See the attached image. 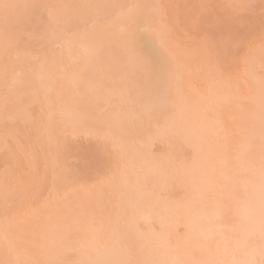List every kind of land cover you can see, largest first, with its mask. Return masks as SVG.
<instances>
[{"label":"rangeland","instance_id":"obj_1","mask_svg":"<svg viewBox=\"0 0 264 264\" xmlns=\"http://www.w3.org/2000/svg\"><path fill=\"white\" fill-rule=\"evenodd\" d=\"M238 1H242V0H238ZM238 1L237 0H88L87 5H93L94 7L85 10L84 15L86 17L87 23L86 24L81 23L80 28H79V31L82 33L84 32V30L86 28L87 35H82L79 39L74 41L70 47H67L66 50H64L63 52H61L59 49L56 50L55 55L57 57H59L58 67L50 56L47 62H41V64H34V65H32V67L26 68L24 66L25 65V58H23V62H22L23 74H24V72L29 74V72H31L32 69L35 70L33 72H37L38 70L41 69L40 70L41 73L37 72V74L39 73L38 74V76H39V75H42L45 73L44 70L50 71L52 68L56 69L58 71V73L63 72L66 74H73L75 72L77 74L78 71L80 70L79 63H85L86 62L85 60H88V58L90 57L89 53L92 50H96L98 52V55H96L94 57H90L89 63L87 61L88 64H86L87 67L85 68L86 70L84 71V77L86 80L83 81V84H85V86L82 85V86H84L86 92L84 91V98L82 100L83 102L81 105L83 107H85L84 105L86 104L87 100H89V105H91V104L93 105V102L95 103L98 101L97 99H100L101 101H98V107L96 106L93 110H90L92 107L90 108L88 103H87V106H88L87 112H89V114L87 113L88 118L84 122V126L77 130V134L75 137H73L72 135H67L66 137L60 138V143H59V146L57 148V151L59 153V164L61 166L65 167L66 169H69V170H80L83 172H91L98 167V165L100 164L101 161L106 160L107 159L106 146L103 143H101L100 141H98L94 136L90 135V133L98 126L99 123H101L99 121L98 122L95 121V117H99L97 119H102V118L104 119L107 116L113 115V114L115 115V117H117L116 119L118 120L119 123H115L114 125L113 124H111V125H113L114 127L119 126V125H124L126 128L133 129V131L127 137H129V138L134 137L135 139L143 138V139H146L147 142H149V144L148 143L147 144L150 147H148V149L146 148L147 150H145L144 149L145 147H143L146 142L144 143V142H142V140L140 142V143H143L142 148H143V150H145V152L141 153L142 155H143V153H145V159H143L142 163L143 164L146 163L147 168L149 167V169L147 171L145 169V171L147 173L146 175H150L151 173L153 174L155 172L159 173V170L156 169L154 166L155 161H164L170 157H179L185 151H187L188 147H189L187 144L184 143L185 141L182 142L183 140L182 141L180 140V137L164 135V134H161L158 131H156L154 127L153 128L148 127V122L151 120V118L153 116H158L159 117V123H160L161 127H164V126H166L169 119L175 117L177 114H179L181 112H183L185 115L190 114L194 111L200 113L204 119L205 126L209 130V138L211 140V144L205 146V151H206V153L210 152L212 155V163H211V166L209 168L212 171L215 170L216 169L215 167H217V166H218V170H219V163H220L219 161L222 158L227 159L229 157L230 158L228 161L229 165L231 166L233 164L232 163L233 148H235V147L237 149L239 148L240 154H241V151H244V152L248 151L247 147H249V146H248L247 142H246L247 143L246 149L242 148V146H240L241 148L239 146H237V144H239V143H236V142L239 141V139L242 138L243 135L245 134L244 129H245L247 121H248V109H249L248 97L256 91L254 88H253L254 91H252V90L248 91V90L252 89L251 86L252 87L258 86L259 85L258 82H260L261 78L264 77V75L262 74L264 72V71L262 72V67H264V50H262L261 40H260V32H261L260 14H259V12H260V10H259L260 0H248V2L256 4L257 8H256L254 14L247 17V19L243 25H240V24L228 25L224 29L225 38H227L228 31L230 30L233 32H239L240 35L247 37L249 43H248V46H246L238 54H236L234 52L233 56L230 57V67L227 71H225L223 73L222 78L219 75H217L215 77L210 76L207 67L197 65L191 61H186L185 53H186V51L189 50V45H190L193 37L189 36L183 28L178 27L180 24V21L183 20L185 15L189 12L188 6H190V5L205 4V5L210 6L209 8L198 10L199 12H203L204 14L209 15V16H212L214 13H223V14L227 15L229 13L225 12V10L221 9L219 6L226 4V3H239ZM41 2L78 5V4H84L86 2V0H41ZM128 4L161 5L162 6L158 10L157 9L141 8V9H133L129 13L132 16H136V13H142L139 15V17L142 15L140 18L142 19L144 16L145 20L141 21L140 18L137 17L139 19V21L141 22V28H142V25L143 26L145 24L148 25V22H150L151 31H153L158 36V38L160 39L161 42H159V39L156 41L159 42L158 44L161 43V45H162V46L159 45L160 46V47H158L159 51L158 50L157 51L159 54H161L160 49L162 48L161 51L165 52V54H163V55L165 57H167V59L169 60V61L167 60L168 62L165 63L164 61H162L160 59V57L158 55L150 54L149 52L147 54V49H146L145 45L142 44L143 40L139 41V39L138 40L136 39L138 42L137 41L133 42V48H134L136 56L146 66L151 68L153 70V73H154L152 78L148 81H138L135 78H133L129 75H126L121 70V67H120L122 52L120 49V43L119 42H120L121 36L124 35V33H125L124 31H126V29L125 30H124V28L122 29L123 30L122 33L123 32L124 33L122 35L119 34L120 35V36L118 35L119 37L116 36L117 31H115V28L113 30H111V29H112V27H114L116 25L117 26L119 25V28L123 27V26H120V22H122V21H123V23L124 22L126 23L127 28L129 27V25H128V22H127V19L125 18V16L122 15L121 10L118 8L110 7V6L111 5H128ZM124 12L127 13L128 10L125 9ZM143 22H145V23L143 24ZM123 25H125V24H123ZM150 25H148V26H150ZM148 26H146V28ZM119 28H118V30H119ZM145 29L143 28L141 30H145ZM148 29H149V27L146 29L147 33L149 32ZM146 30H145V32H146ZM139 31L140 30L137 31L138 34H139ZM145 32L142 31L143 35H145L144 34ZM118 33H120V30L118 31ZM137 33H136V36H137ZM140 35L137 38L140 37L142 39L143 35L142 34H140ZM157 36H154V37L156 38ZM86 40H90L92 43V47L90 46L91 49L89 48L90 52L88 51V49L85 48ZM140 44H142L144 46H140ZM158 44H157V46H158ZM141 48H144V49H141ZM156 49H157V47H156ZM1 53L2 52H0V70H1V68H3L2 67V60H3L2 57L3 56ZM77 54L78 55L80 54V55L78 56ZM257 54H259V55H257ZM75 56L78 57V59H79L78 61L76 60L77 58ZM81 56H82V58H81ZM87 56H89V57L86 59ZM257 56H259L258 60L261 63L258 60H253V58H256ZM174 59L177 60L178 63H180V60L182 61L181 64L177 63V65L181 66V70L179 72V75H181V76L175 74V67L176 66H173L174 71H171L172 61H174ZM257 61H258V63H256ZM175 63H176V61H174L173 64H175ZM256 64L258 66H256L255 69L256 68H258V69L253 70L252 67H254V66H252V65H256ZM49 65H51V66H49ZM82 65H84V64H82ZM16 68L17 67L15 66V73L16 74L14 76V79H15V81L17 80L16 85H15L16 92L10 97L7 110H5V107H4L3 73L0 75V171L3 170L6 155H8L10 152L15 150L16 141L27 142L28 134L32 133L34 136H36L37 131H39L41 129V125H42L41 123L46 122V120H44L46 118L42 119L43 117L40 114L39 115L35 114L36 112H40V110H41L39 108L42 105L41 101L38 100L37 102H34L31 98H28V97L23 98V95H24V97L26 95L25 94L26 92L23 93V91H22L23 87L26 88L25 90H31L33 85L38 86L40 89H42V88L46 89V88L51 87L53 90L56 87V85L54 83L52 84V86L50 83V82H53V77L55 78V76L54 75L52 76V74H50V73H46V74H48V75L50 74V75L48 76L45 74L46 77L44 75L43 76L44 78L40 77L41 79L36 78L37 75L31 74V76L33 77L31 79H34L35 82L33 80H32L33 84L31 81H30V83L28 82L27 84L30 85V87L28 88V87L24 86L27 84L21 83L22 80H20V78L18 80V76L21 75L22 72L19 74ZM46 68H48V69H46ZM189 68L191 70H189ZM251 70L253 71V73L251 72ZM0 73H1V71H0ZM75 73H74V75H76ZM247 74L249 76H247ZM253 75H256L255 81L256 80L258 81L257 82L258 85L256 84L255 81L251 80L252 79L251 76H253ZM23 77H25V76H23ZM26 79H27V77H26ZM247 80H249V82L251 81V83L252 82L255 83L256 85L249 84ZM27 81H29V80H27ZM49 83H50V85H49ZM224 84H226V87H224V86H222V87H224L225 91H228L226 93H224L225 92L224 90H223L224 92L222 91L223 88L220 89V87H221L220 85H224ZM216 85L220 89V90L219 89H216V90L221 91L223 93V94L221 93V96H223L224 94L226 95V94L230 93L229 97H233V98H228V100L226 101L225 96H223L222 99L219 97L220 99L218 98L216 100L217 102L213 103L211 105L208 104L206 102V100L199 98L200 96H198V93L203 94V92L206 93V91L213 90V88L215 90ZM18 86L20 89L18 88ZM87 87L89 89H87ZM247 87H249V88L246 91L253 92V93H251V94L248 92L244 93L245 92L244 89H247ZM43 89L41 91H43ZM240 90H244V91H240ZM86 93H87V95H86ZM65 94L66 93H64V95H63V99H65ZM245 94H248V96ZM244 96H246V97H244ZM86 97H87V99H86ZM227 97L228 96H226V98ZM39 98H40V96H39ZM180 98H186L185 104L182 105L181 104L182 102L179 103ZM223 98L226 102H230V103L228 104V103L223 102L221 105H218V104H220L219 102L224 101ZM231 99L233 100V102L229 101ZM219 100H222V101H219ZM177 104H179L180 106L176 107ZM223 104H226V106L221 107ZM217 105L220 108H218ZM213 106H215L217 108H214ZM83 107H82V109H84ZM31 114H32V116L33 115H35V116L31 117ZM134 114L137 117V119L134 118V119H136V120H134V122L126 120L128 118L133 119L132 117L134 116ZM43 115L45 116V114H43ZM40 116H41V118L39 120ZM130 116H132V117H130ZM22 117H24V118H22ZM112 117H114V116H112ZM236 117H238L237 120H236ZM119 118L121 120H119ZM125 120H126V122L128 121L129 123H126ZM103 121L105 122L106 119ZM130 123H132V124L128 125ZM51 124H53V123H51ZM56 124L60 125V123H56ZM53 128L51 127V129H50V130H52V132L54 131ZM56 129L59 131V127L56 126L55 130ZM6 137L8 138L7 144L5 143ZM53 137H55V136H53ZM46 138H48V137H46ZM161 138H163L164 141H160ZM244 138H245V136H244ZM45 140H47V139H45ZM130 141H131V146H133V147L131 148V146L130 145L129 146H130L131 151L133 152L136 145L135 146L133 145V144H135V143H133V139H131ZM135 141H137V140H135ZM127 142H128V144H130L129 141H127ZM137 144H138V141H137ZM240 144L243 145V143H241V142H240ZM40 145H41L42 150L39 152L37 157L31 162V164L27 160H25L23 163H24L25 169L28 170L29 172H31L32 175L36 177L37 190H39V185L42 182H44L45 173H47V180H46L47 189L43 192V197L39 199V202H34V200L32 198H29L28 200H26L25 203H23L21 206H19L15 210V212L13 214L15 217V220H14L15 224H17L20 228H22L26 231L40 232L43 228L44 223H45V222H42L41 214H43V215L46 214V216H47L48 214H50V212H52L53 216H54L53 218H56L58 213L61 215V223L64 220L74 221V222L70 223L71 225L68 223L69 227L71 226L74 228L72 223L75 224L76 216L78 215L79 217H81L87 211V209L85 208L86 204L84 205V203H83V202H86L85 197L87 196V194L88 195L93 194L94 198L96 196L97 202H95L94 205L98 204L99 206H101L102 202H103L104 205L106 206V204L109 205L111 203L109 201H108L109 203L108 202L106 203L108 198L106 200H104V197L106 196V194H108V197H109V194L111 193L112 188H108L110 193H107V187L104 189L103 192L98 191V190H93L90 187V184L94 183V181H81L78 184H72V185H65L63 183L54 182V180H53V167H52L51 162L48 160V158L46 156L47 143H44L42 141V144H40ZM148 145H146V146H148ZM234 145H235V147H234ZM136 149H138V148H136ZM138 152H141V149H138ZM236 153H239V152H236ZM134 154H135V152L133 153V155ZM133 155H131V156L129 155V156L132 158ZM137 155H139V154H135V156H137ZM142 155L141 156L139 155V157L138 156L137 157L140 159V157H142ZM237 155H239V154H237ZM130 157H128V159L131 161ZM134 158H132V160ZM138 158L136 159L137 162H138ZM146 158H147V160H146ZM9 162H11V161H9ZM134 162H135V159H134ZM142 163L139 162V164H141V165H142ZM134 165L135 164H133V166ZM229 165L226 164L227 167H229ZM138 166H140V165H138ZM134 167L137 168L136 165ZM134 167H132V169H134ZM142 167H144V166L142 165ZM130 168L131 167H129V168L125 167L124 168V171H123L124 176H122V177L127 179L126 175H127L128 171L130 172V170H129ZM127 169H128V171H127ZM141 169L139 168V170L143 172V174L141 173L143 175V177H141V179L143 180V178H144V180H145L146 179L145 175H144L145 173ZM209 169H208V171H209ZM229 169H228V171H229V173H231V170H229ZM148 172H149V174H148ZM125 173H126V175H125ZM141 174L136 175L137 178L138 177L140 178ZM225 174L226 173H224V177H226V175H227V174L226 175ZM156 175L157 174H155V176H154V174H153L152 178L150 177L151 176L150 175L149 176L150 180H147L148 179V177H147L146 180L148 181V183L143 182L145 185L146 194L149 192L147 195L150 196V193H152L154 195V196L151 195V197L148 196L149 200L152 201L153 204L156 201L159 202L160 204H163V206L161 205L162 206L161 209L158 207L160 205H158L157 203H155L154 205H155V207H157V209L159 208L160 217L166 216L165 219H167L169 222V224H165V225H168L167 226L168 227L167 232L170 233L169 237H171L174 240H183V232H184L183 231V229H184L183 225H181L182 227L178 223L175 225V222L177 220L174 223L172 222L173 223L172 224L168 218L169 217H171V218L176 217L177 219H179V218L183 219L185 216H187L186 220H188L190 223L193 222L194 216H192V214L187 212L188 210L185 209L186 204L183 205V204H181L180 201L185 199L184 202L189 203V204H187L188 209H191L193 207V205L198 201L197 200L195 201L193 199L194 201H191V202H193L191 204L187 200L188 197L186 198L185 196H183V193H185L184 189L186 191H188L187 192L188 195H189V192H191V191L194 192V191L191 190L190 187L188 190L186 188H184L182 190V188L180 187L182 185L178 186L180 184V182H181V184H183V181H184L183 178H182L183 181L179 180L180 182H178V179H177V182L179 183L178 185H176L177 183L172 184L173 182L172 183L170 182L172 184V187H170V188L166 187L164 189V187H165L164 186L162 188V190H157L156 188L158 187V189H161L162 185L155 183V182H160V179H161L160 177H159V180L157 179L158 181L154 180L155 182L154 181L152 182L153 177H154V179H156L157 176H160V173H159V175H157V176ZM229 176H230V174H229ZM130 177H131V175H130ZM227 177H226V179H227ZM230 177H232V176H230ZM208 178H209V176H208ZM215 178H217V177L215 176ZM215 178H211V179L215 180ZM173 179L175 181V178H173ZM198 179H199V183L194 185V186L198 187V189H199V186L201 184L204 185L205 182L200 180L201 177H199ZM211 179L209 178V180H211ZM166 180L170 181L171 178H168ZM218 180L221 182L223 179L220 180L218 178ZM149 181H150V183H149ZM169 181L167 182L168 185L170 184ZM129 182H128V184H130ZM136 182L139 183V179H137ZM136 182H135V186H137ZM162 182L163 181L161 180V183ZM164 182H163V184L166 183V182L165 183ZM189 182L191 183V180H189ZM229 182H230V180H229ZM133 183H134V179L132 180L131 185ZM153 183H155L158 186H156V188H155L154 187L155 185H153ZM167 183H166V185H167ZM140 185L142 186V184H140ZM219 185L216 188L214 186V188L217 189L220 193L222 190L224 191V189H222V188H224L225 185L222 187H220L221 185L220 186ZM241 185L239 186L240 187L239 192L242 193L244 191V188L242 186H244V185H242V186ZM130 186H129V188H130ZM143 186L140 189L145 191L143 189ZM211 186L213 187V185H211ZM235 186L238 187L237 184ZM208 187H210V186H208ZM226 187H225V189H226ZM132 188H133V185H132ZM138 188H139V185L137 186L136 191L139 192L141 195H142V193L144 194L143 199H142V200H146L144 206H146V205L148 206L150 201L148 202V198L146 199V197H147L146 194L143 191L142 192L139 191ZM192 188H194V187H192ZM227 188L229 189V186ZM206 189H207V187H206ZM112 190L115 191L116 188H115V190H114V188ZM120 190L122 191V189H120ZM149 190H151V191H149ZM153 190H155V191H153ZM112 193L110 195V198L111 199H114V197L116 198L117 195H113ZM194 193L198 195V192H194ZM207 193H208V190H207ZM116 194H117V192H116ZM122 194H123L122 197L124 198V193L121 192V195ZM202 194H203V192H202ZM84 195H85V197H83ZM119 195H120V193H119ZM121 195H120V197H121ZM131 195H133V194H131ZM89 196H87V201L91 202V204H92L94 201L92 202V200H90V198H92V197H89ZM144 196H146L145 199H144ZM152 196L154 199L152 198ZM200 196H202V195L200 194ZM217 196L222 198L223 195L221 196L220 194H218ZM125 197H129V196L126 195ZM224 197H226V196H224ZM119 198H117V200H116V202H114V204L116 203L115 204L116 206L119 205V207H121V204L117 203V201L119 202L121 199V198L120 199ZM141 198H140V202H139L140 207H142L141 206L142 205ZM221 198H219V200L222 202L223 200ZM226 198L227 199H225V200L228 202L229 201L228 196ZM200 200H201V198H200ZM215 200H212L210 202L208 200V202L209 203L212 202L214 204V202L218 201V200H216V201ZM63 202L65 203V205H63ZM88 202H87V204H88ZM147 202H148V204H146ZM178 202H180V203L178 204ZM209 203H208V205H209ZM212 203H211V206H213ZM0 204H2V202H0ZM76 204L78 207L76 206ZM156 204H157V206H156ZM165 204H168V205H165ZM175 204H177V205H175ZM218 204H219V201L217 202V204L215 203L214 205H218ZM225 204H226V202H225ZM225 204L223 202H222L223 206H220L221 204H219L220 208H217L216 206H214L215 207L214 208V207H211L209 205L207 209L213 208L214 211L209 213L207 210V212L214 218V224L212 225V228L218 223L219 224L221 223L220 225L218 224L219 226L222 225L223 229H220V231L221 230H224V231L218 232V234H217L219 236V238H220L219 233H221V235L224 234V236H223L224 238L222 236L220 238L221 243L222 242L225 244L227 243V245L229 247H230L229 242L232 243L231 247L226 250L228 252V255L226 254V251L224 252L222 249H218V250H222V252L225 253L224 256L227 255L225 257V259L227 260L228 257H231V256H229V253H230V255L231 254L232 255L237 254L236 253L237 251L232 252L233 251L232 248L236 250L237 248H240L242 245H244L246 237H245V234H243L240 231L237 220L234 221L231 219L230 216H231L232 211H230V213H228L227 215H225L226 209L223 212L222 208L226 207ZM229 204H231V202ZM115 205H113V207H115L117 210H119V208H117ZM164 205H165V208H164ZM227 205H228V203H227ZM110 206H111V204H110ZM166 206H169V208L168 207L166 208ZM174 206L176 208L181 209V211L177 212L179 209L177 211L174 210V208H175ZM87 207L89 208V204ZM96 207L98 208L97 205L92 206L93 209ZM102 207H103V205H102ZM106 207L108 208V206H106ZM146 207H143V209H146ZM109 208H110V210H113L114 213L116 212V216L118 215L117 210L115 211L112 207H109ZM121 209H122V207H121ZM121 209H120V211H121ZM128 209L129 208H127L126 210H128ZM99 210H100V208H99ZM110 210L108 211L109 214H110ZM221 210H222V212H221ZM37 211H39L41 214H39ZM227 211H229V209H227ZM36 212L38 214H36ZM174 212H176V213L174 214ZM101 213H102V211H101ZM128 213H129V216H128ZM128 213L124 214V217L121 216L119 218V219H121L123 217V220H126V223H125L126 225L124 224L123 226L126 227L127 224H129L130 228H133L135 226L133 229L136 228V231L138 232V234H140L142 236L144 234H147V236H149L151 238L156 237L157 234L159 235L158 237H160V234H163L162 230L159 227L158 228L161 230L162 233H160V234L156 233L159 230L156 229L157 226L154 225V224H156V223H154V221H153L154 224L152 222L147 223L148 225L145 224L147 227L144 225V223L134 224V222L137 223L136 221L139 222L137 215L135 216L134 214L131 213L132 219H134V220H132V219L129 220V217L131 218V216H130L131 214H130V212H128ZM163 214H165V215H163ZM168 215H170V216L168 217ZM86 216H88V214L85 215L84 217L86 218ZM43 217H45V216H43ZM102 217H104V216H102ZM135 217L137 218V220ZM12 218L13 217H11V216L9 217V219H12ZM101 218L99 217L100 220H101ZM105 218H109V217H105ZM27 219H30L32 222L29 221L30 223L28 222L29 224H27L26 223ZM86 219L88 220L90 218L87 217ZM105 220L109 221L110 218L105 219ZM116 220H117L116 222L118 224L119 220L118 219H116ZM131 220L133 221V223H131L132 222ZM76 221H77V219H76ZM188 221H187V223L190 224ZM90 222H91V220H90ZM110 222L111 221H109V226H112L110 224ZM124 222L125 221H123V223ZM3 223H4V216H3L2 207H0V227H2ZM25 223H26V225H25ZM78 223H79V221H78ZM82 223H84V222H82ZM82 223H80V225H79L80 227H82V225H81ZM121 223H122V221H121ZM161 223H162V225L159 223L158 224L163 226L165 223L162 218H161ZM65 224H66V222H65ZM84 224L85 225L87 224L89 227L90 223L88 224L86 222ZM170 224H172L173 227L175 228L174 229L175 232H172V229L169 226ZM226 224H228L227 228L224 227V225H226ZM190 225H188V227H185L187 229V231H189L188 228L190 227ZM192 225H193V223H192ZM114 226H118V225L113 224V227ZM230 226H232V227H230ZM92 227H94V225ZM92 227L89 228V229H91V231L88 228L83 230L87 233V235L84 238V240L86 242H87V238H88V240L90 239L89 238L90 235L88 236V230H89V233L93 232L92 229H94V228H92ZM150 227L152 228L151 230H153V229L155 230L154 231L155 235L154 234L151 235V230H149ZM167 227L165 226V228H167ZM137 228H140V229L137 230ZM176 228H179V229L176 230ZM224 228H226V229H224ZM82 229H83V227H82ZM133 229H131V230H133ZM189 229H191V228H189ZM227 229L229 231L228 232L229 234L234 231L233 234L235 235V236L234 235L232 236L233 239L231 238V240L229 242H227L230 239V238H228V240H227V236H229V235H227L228 233L227 234L223 233V232H227L226 231ZM78 230H79V227H77L75 229V233L72 234V241H71L70 247H76V245L78 246V244H77L79 242L78 239L83 237V236L78 235L79 234ZM192 230H193V227H192ZM192 230L189 232V233L192 232L191 236L193 234ZM137 232H135V233H137ZM235 232L237 234H235ZM133 233H134V231H133ZM187 233L188 232H186V235L189 236L188 235L189 233L188 234ZM205 233H206V235H208L207 232H205ZM205 233H203L201 235L203 236ZM134 235L139 237V235H137V234H134ZM164 235H165V233H164ZM167 235H168V233H167ZM201 235L199 238H200V240H203ZM206 235H204V236L206 237ZM212 235L215 236V234H212ZM212 235L211 234L208 235L209 237L207 236L206 239L210 240L211 238H213V237H211ZM92 237L97 238V237H99V235L96 236L94 234V236H92ZM166 237H168V236H166ZM234 237H236V239ZM215 238H216V241L217 240L219 241V238H217V237H214L212 240H214ZM222 239H223V241H222ZM234 239H235L236 244L233 243ZM237 239H239L240 241L242 240V241L239 242ZM212 240H210V241L212 242ZM206 241H203V242L205 244H207ZM83 242L81 244L79 243L80 246H82ZM203 242H201V243H203ZM242 242H244V243H242ZM209 244L212 245L211 243H209ZM219 244H220V242L217 243L216 245L218 247L219 246L221 247L222 244L221 245H219ZM2 245H4L3 242H2ZM217 246L216 247L214 246V248L217 249ZM210 247L212 249V246H210ZM76 249L77 248H75L74 251L69 249L65 252V254H67L66 260L69 262V264H71L72 260H75L77 258ZM0 250H4V247L1 246V242H0ZM228 250H230L231 252ZM213 251H214V249H213ZM251 251H252L251 247H248V248H245L244 250H242L241 253H243V254H245V252L251 253ZM257 251H258V249L255 251L257 255H251L249 257L255 259L257 264H259V259H258V257H259L258 252L259 251L258 252ZM218 252L221 253V251H218ZM5 253L6 252H0V255L1 256L3 255V260H5V256L8 260L14 259V257L12 258V257H10L9 254H7V253L5 254ZM239 253H240V251H239ZM204 254H205V252H204ZM221 254H220V256H221ZM210 256H212V250H211V252L208 251L207 257L210 259L215 257V256H212V258H211ZM224 256L222 254V257H224ZM193 257H194V259L196 258V260H197V259H199L200 256L198 254H196ZM219 257L216 259L219 260ZM221 259L223 260V258H221ZM0 260H2V257L0 258ZM222 260H219V261H222ZM226 260H224V261L226 262ZM229 261L231 264L232 260L229 259ZM228 263L229 262L227 260L226 264H228Z\"/></svg>","mask_w":264,"mask_h":264},{"label":"snow or ice","instance_id":"obj_2","mask_svg":"<svg viewBox=\"0 0 264 264\" xmlns=\"http://www.w3.org/2000/svg\"><path fill=\"white\" fill-rule=\"evenodd\" d=\"M94 7L87 4L44 3L41 0H0V52L4 56L3 88L4 107L8 109L10 97L16 92L15 62L21 56L25 58V67L47 62L51 56L59 65L56 50L61 52L70 47L82 35L81 23L86 24L85 10ZM121 10L127 19L129 27L120 38L121 70L138 81H148L153 76V70L146 66L135 54L133 42L135 32L140 30L141 22L129 13L133 9H160L161 5H111ZM189 12L180 21L178 27L183 28L193 37L189 50L185 53L186 61L207 67L209 75L223 77L230 67V57L238 54L246 46L248 39L239 32L228 31L227 38L224 29L228 25H243L248 16L255 13L257 5L248 0L239 3H226L219 7L223 13L212 16L199 12L210 6L205 4L190 5ZM127 9L128 12H124ZM260 40L264 50V0L259 3ZM90 57L98 55L96 50L89 53ZM181 66L177 65L175 72L179 73ZM248 121L244 129L248 143V151L237 157L232 168L235 184L243 183L244 191L236 194L235 188L227 190L231 201L229 211H234L240 231L245 234V243L236 251L251 247L252 252H245L246 258L233 259L231 264H257L253 258L258 249L259 264H264V77L259 82L258 90L248 97ZM59 131L54 138L48 127L41 125V132L34 136L28 134L27 142L16 141L15 150L5 157L3 170L0 171V207H2L4 223L0 227V240L9 255L14 260H0V264H69L64 254L71 245L72 235L66 233L61 224V215L49 217L40 232L26 231L14 223L15 210L32 198L39 202L47 189V173L44 182L37 190L36 177L25 169L24 161L31 162L42 150L39 137L48 135L46 156L53 167V180L65 185L78 184L81 181H94L90 184L93 190L103 192L108 186L117 187L131 154L126 137L133 129L124 125H105L103 122L90 133L106 146L107 159L100 162L91 172L69 170L59 164L57 148L60 138L67 135L76 136L77 130L84 126L79 114L74 111L61 113ZM148 127L155 128L161 134L182 137L188 144V150L179 157H170L164 161H155L161 179L180 177L189 179L196 185L199 177L206 174L212 163V155L206 153L205 146L211 144L209 130L205 126L202 115L183 112L168 120L161 127L159 117L153 116ZM5 143H8L6 137ZM11 161V162H9ZM215 188L208 189L209 200H215ZM208 201L196 202L190 209L194 213L193 235L186 240H174L171 237L160 236L143 239L125 228L111 227L105 238L92 241L76 249L77 258L71 264H226L215 259H192L206 249L211 252L208 244L200 242V235L211 232L214 218L207 212ZM13 217L9 219V217ZM218 250V246H217Z\"/></svg>","mask_w":264,"mask_h":264},{"label":"bare ground","instance_id":"obj_3","mask_svg":"<svg viewBox=\"0 0 264 264\" xmlns=\"http://www.w3.org/2000/svg\"><path fill=\"white\" fill-rule=\"evenodd\" d=\"M238 1V0H237ZM238 2H242V1H238ZM84 4H88V0H86V2L84 3ZM136 13V12H135ZM140 14H142V13H136V16H134V17H139V15ZM142 16V15H141ZM140 16V17H141ZM139 17V18H140ZM143 18H144V16H143ZM141 19L140 18V20L142 21V20H145V18L144 19ZM149 21V20H148ZM147 21V22H148ZM145 22H143V24H144ZM122 24V25H121ZM123 24H125V25H123ZM148 25H150V22H148ZM148 25H142V28H140V31H139V34L137 33V31L135 32V37H134V42L135 41H137L138 39H139V41H141V40H143V42H142V44H144L145 45V47H146V49H147V54H148V52L150 53V54H156V55H158L159 57H160V59L162 60V61H164L165 63L166 62H168L169 60L167 59V57H165L163 54H165V52L163 51H161V49H160V53L161 54H159L158 53V47H160L159 45H161V43L160 44H158L159 42H161L160 41V39L158 38V36L153 32V31H151V25L150 26H148ZM120 26H123V27H121V28H119V25L117 26H114V27H112V29L111 30H113L114 28H115V31H117V33H116V36H118L119 34H123L122 33V29L124 28V30L125 29H127V25H126V23L124 22L123 23V21L122 22H120ZM146 26H148L149 27V29H148V33H147V28H146ZM117 28V29H116ZM118 28H119V30H120V33H118ZM145 29L146 30V32H145V30H141V29ZM142 31L143 32H145L144 34L145 35H143V33H142ZM151 31V32H150ZM136 33H137V36H136ZM140 34H142L143 36H142V39L139 37V38H137ZM120 36V35H119ZM118 36V37H119ZM141 36V35H140ZM154 36H157L156 38L154 37ZM137 39V40H136ZM159 39V42H157L156 40H158ZM90 40H86V45H85V48L86 49H88V51L90 52V46L92 47V43H91V41L89 42ZM89 42V43H88ZM138 42V41H137ZM158 44V46H157V44ZM142 44H140V46H144V45H142ZM162 46V45H161ZM139 47V46H138ZM156 47H157V49H156ZM90 48V49H89ZM141 49H144V48H141ZM158 50V51H157ZM146 51V50H145ZM2 54V53H1ZM78 55V54H77ZM80 55V54H79ZM78 55V56H79ZM86 55V54H85ZM84 55V56H85ZM163 55V56H162ZM257 55H259V54H257ZM2 56H3V54H2ZM256 56V55H255ZM76 57V56H75ZM89 56H87L86 57V59L88 58ZM3 58V60H2V67H3V64H4V56L2 57ZM23 56H21V58H20V60H18V61H16L15 62V65H16V69H17V71H18V73L20 74L23 70V68H22V62H23ZM77 59V61L79 60L78 59V57H76ZM81 58H82V56H81ZM259 59V56H257L256 58H253V60H258ZM84 60V59H83ZM89 60H90V57L88 58V60H85L86 62L85 63H79V65H80V70L78 71V73L76 74L75 72V74L76 75H74V73L73 74H66V73H63V72H60V73H58V71L56 70V69H54V68H52L50 71H45L44 70V74H42V75H39L38 76V74H37V72H40L41 73V69L40 70H38L37 72H33V71H35V70H33L32 69V71L31 72H29V74L28 73H26V72H24V74H23V72L21 73V75H19L18 76V80H19V78H20V80H22L21 81V83H24V84H27L28 82L30 83V81L32 82V84H33V81L35 82V80L34 79H31V78H33L32 76H31V74L32 75H37V77L36 78H44L43 76L46 74V73H50V74H52V76L54 75L55 76V78L53 77V82H50L51 83V86H52V84L54 83L55 85H56V87L52 90V88L51 87H49V88H42L43 89V91H41L42 89H40L38 86H35V85H33L32 86V88H31V90H25L26 88H24L23 87V89H22V91H23V93H25L26 95H25V97H24V95H23V98H26V97H28V98H31L34 102H37L38 100L39 101H41V107H39L41 110H40V112H36L35 114L36 115H41L43 118L42 119H44V118H46V119H44V120H46V122H40L42 125H46L47 127H48V130H49V132L51 133V135H53V136H55L56 137V135H57V133H58V130L56 129L55 130V127L57 126V127H60V125H58V124H56V123H60L61 122V119H62V116H61V113L62 112H65V111H74V112H79L78 114H79V116H80V118L81 119H83V122H85L86 120H87V118H88V114H89V112H87L88 111V106H87V103H88V105H89V100H87V102H86V104L84 105L85 107H83L81 104H82V100H83V98H84V91H85V88H84V86H85V84H83V81L84 80H86L85 79V77H84V71L86 70L85 68L87 67V65L86 64H88L89 63ZM168 60V61H167ZM87 61H88V63H87ZM174 61H176V63L175 64H173L174 63ZM174 61H172V67H171V71H174V67L173 66H177V60H175L174 59ZM259 61V60H258ZM258 61L256 62V63H258ZM84 62V61H83ZM260 62V61H259ZM17 63V64H16ZM182 63V61L180 60V63H178V64H181ZM261 63V62H260ZM82 64H84V65H82ZM49 66H51V65H49ZM83 66V67H82ZM252 66H254V67H252V69L253 70H256V69H258V68H256L255 69V67L256 66H258L257 64L256 65H252ZM262 66V65H261ZM82 67V68H81ZM49 68V67H48ZM48 68H46V69H48ZM264 67H262V72L264 71V69H263ZM50 69V68H49ZM82 69V70H81ZM175 69H176V67H175ZM3 68H1V73H0V75L3 73ZM189 70H191L190 68H189ZM251 72L253 73V71L251 70ZM17 73V74H18ZM49 74V75H50ZM175 74L176 75H179V73L177 74L176 72H175ZM185 74V73H184ZM263 75H264V72L262 73ZM46 75H48V74H46ZM46 75H45V77H46ZM48 75V76H49ZM22 78H21V77ZM23 76H25V77H23ZM30 76V77H29ZM179 76H181V75H179ZM247 76H249L248 74H247ZM254 76V77H253ZM253 76H251V80H253V81H255V76L256 75H253ZM26 77H27V79H26ZM40 78V79H41ZM258 78V77H257ZM24 79V80H23ZM37 79V80H38ZM83 79V80H82ZM27 80H29V81H27ZM33 80V81H32ZM82 80V81H81ZM245 80V79H244ZM17 81V80H16ZM39 81V80H38ZM248 81V83L249 84H251V85H256L257 84V80L255 81L256 82V84L255 83H251V81L249 82V80H247ZM50 83H49V85H50ZM259 83V82H258ZM82 85H84V86H82ZM258 85V84H257ZM24 86H26V87H30V85H24ZM217 86V85H216ZM215 86V90H214V88H213V90H208V91H206V93L205 92H203V94H199L198 93V96H200L199 98H201V99H203V100H206V102L208 103V104H213V103H216L217 101V99L220 97L221 99H222V97L223 96H225V99H226V101L228 100V98H233V97H229V95H230V93L229 94H224L223 96H221V91H218V90H216V89H219L218 88V86L216 87ZM221 87H220V89L221 88H223L222 89V91L224 90V87H226V84H224V85H220ZM222 86H224V87H222ZM259 86V85H258ZM258 86H255V87H252L251 86V88L252 89H250V90H248V88L249 87H247V89H244L245 90V92L244 93H247L248 91H254L253 90V88L255 89V90H258ZM35 87V88H34ZM18 88H19V86H18ZM238 88V87H237ZM257 88V89H256ZM20 89V88H19ZM87 89H89L88 87H87ZM219 89V90H220ZM244 90H240V91H244ZM246 90H248V91H246ZM225 91V90H224ZM223 91V92H224ZM86 92V91H85ZM226 92H228V91H225L224 93H226ZM237 92V91H236ZM64 93H66L65 94V99H63V95H64ZM205 93V94H204ZM235 93V92H234ZM241 93V92H240ZM248 93H253V92H248ZM42 94V95H41ZM223 94V93H222ZM236 94V93H235ZM86 95H87V93H86ZM245 95H247L248 96V94H245ZM39 96H40V98H39ZM226 96H228L227 98H226ZM35 99H34V98ZM183 97V96H182ZM244 97H246V96H244ZM98 98V97H97ZM219 98V99H220ZM37 99V100H36ZM86 99H87V97H86ZM85 99V100H86ZM98 101H101L100 99H97ZM223 100H224V98H223ZM91 101V100H90ZM98 101L97 102H93V105L91 104V105H89V107L91 108L90 110H93L96 106L98 107ZM219 101H222V100H219ZM225 100L224 101H222V102H219L220 104H218V105H221L223 102L224 103H230V102H226ZM229 101H232L233 102V100L231 99V100H229ZM182 102V103H181ZM185 102H186V98H180V101H179V103H181L182 105L183 104H185ZM227 104V105H228ZM217 105V106H218ZM179 107L180 105L179 104H177L176 105V107ZM223 106H226V104H223L221 107H223ZM82 107L84 108V109H82ZM214 108H217V107H215V106H213ZM218 108H220L219 106H218ZM82 109V110H81ZM86 110V111H85ZM84 112V113H83ZM88 113V114H87ZM43 114H45V116L43 115ZM81 114V115H80ZM86 114V115H85ZM33 116H35V115H33ZM32 116V114H31V117H33ZM41 116L39 117V120H40V118H41ZM84 116V117H83ZM110 116V117H109ZM109 116H107L106 118H102L103 120H105L106 119V121L108 122H104L102 119H97V118H99V117H95V121H99V122H103L104 124H115V123H119L118 122V120L116 119L117 117H115V115L113 114V115H109ZM112 116H114V117H112ZM130 117H132V116H130ZM22 118H24V117H22ZM133 119H131V118H128V119H126V120H128V121H133L134 122V120H136L137 119V117H136V115L134 114V116L132 117ZM134 118H136V119H134ZM115 119V120H114ZM131 119V120H130ZM238 119V117H236V120ZM119 120H121L120 118H119ZM126 120H125V122H126ZM126 122V123H129V122ZM208 121V120H207ZM206 121V122H207ZM111 122V123H110ZM51 123H53V124H51ZM132 123H130V124H128V125H131ZM51 127L53 128V132H52V130H50L51 129ZM40 131H41V129L39 130V131H37V133H36V135H38L39 133H40ZM53 133V134H52ZM244 136H245V134L243 135V137L242 138H240L239 139V141H237L236 143H239V144H237V146H242V148H245L246 149V142H247V140H246V138H244ZM46 137H48V135L47 134H45V135H43V136H40L39 137V141H40V144H42V141L44 142V143H47L48 142V138H46ZM54 137V138H55ZM45 139H47V140H45ZM129 139V140H128ZM131 139H133V143H135V144H133L134 146L136 145V147L134 148V151L132 152L131 151V153L132 154H130V156L131 155H133V153L135 152V154H139L140 156L142 155L141 153L142 152H145V150H147L148 149V147H150L148 144H149V142H147V140L146 139H143V138H139V139H135L134 137H131V138H129V137H127L126 138V140L127 141H129L130 142V146H131ZM45 140V141H44ZM135 140H137L138 141V144L141 142V140H142V142H146L145 143V145L143 146L142 144L143 143H140L139 145L137 144V141H135ZM145 140V141H144ZM180 140L182 141L183 140V138L182 137H180ZM160 141H164V139L163 138H161L160 139ZM245 141V142H244ZM182 142H184V140L182 141ZM240 142L241 143H243V145L242 144H240ZM148 143V144H147ZM185 144H187L186 142H184ZM146 145H148V146H146ZM188 145V144H187ZM142 146L143 147H145L144 149L145 150H143V148H142ZM227 146V145H226ZM133 146H131V148H132ZM234 147H235V145H234ZM136 148H138V149H141V152H138V149H136ZM147 148V149H146ZM236 148V147H235ZM233 148V158H232V165L230 166L229 165V157L227 158V159H224V158H222V159H220V163L222 164H220L219 163V170H218V166L217 167H215L216 169L215 170H211V169H209V171H207L206 172V174L205 175H203V176H201V181H203V182H205V186L203 185V184H201L200 186H199V189H198V187H196V186H194V184L191 182H189V179H184V181L182 180V178H180V177H175V181H174V179L173 178H171V180L169 181V180H164V179H160V182H155L157 179L159 180V177L160 176H157V175H159V173H153L154 174V176H155V174H157L156 176L158 177H156V179H154V177H153V180H152V182L154 181L156 184H160V185H162L161 186V189H158V187L156 188V186H158V185H156L155 183H153V185H155L154 187L157 189V190H162V188L164 187V189L167 187H172V184H176V185H178L179 183L178 182H180L181 180L183 181V184H181V182H180V184L178 185V186H180V185H182V186H180L181 188H182V190L184 189V188H186L187 190L189 189V187H190V189L191 190H193L194 192H198V195L197 194H195L194 192H189V195L187 194V192L188 191H186L185 189H184V191H185V193H183V196H185L186 198H187V200L192 204L193 202H191V201H201V200H207L208 199V193H207V190L209 189V188H214V186H215V188L219 185L220 187H222V186H224V188H222V189H224V194H223V196H222V198L221 197H216V200H218L219 201V204H221L220 206H223L222 205V202L225 204V202H226V204H225V206L226 207H224V208H222V210H223V212H224V210H225V215H227L228 213H230V211H227V209H229L232 205L231 204H229L231 201L229 200L228 202L225 200V199H227L226 197H227V194H226V191H227V187L229 186V189L228 190H231V189H233V188H236L235 190H236V194H239L240 195V193L241 192H239V189H240V185L242 184V183H239V184H237L238 185V187H236L235 185V183H234V177H233V174H232V168H233V166L235 165L234 163H236V160H237V157H239V156H241V155H243V154H245V153H247V151L246 152H244V151H241V154H240V149L238 148ZM241 148V147H240ZM136 150V151H135ZM143 150V151H142ZM237 150V151H236ZM247 150H248V147H247ZM236 152H239V153H236ZM135 154L132 156V158H134L135 159V162H134V159L132 160V158L130 157V159H131V161L129 160V159H127V161H126V164H125V167L126 168H129V167H131L129 170H130V172L128 171V169H127V171H128V173H127V175H126V173H125V175L127 176V179L126 178H124V177H122L121 178V181H120V186H117V187H110V186H108L107 187V193H110V191H109V189L108 188H114V190H115V188H116V190L115 191H113L112 189H111V193L113 194V195H117L116 196V198L114 197V199H111L110 198V195H111V193L109 194V197H108V194H106V196L104 197V200H106L107 198H108V200L106 201V203L109 201V202H111L110 204H111V206H110V204L108 205V204H106V206H108V208L109 207H112L115 211L117 210L115 207H113V205H115L114 204V202H116V200H117V198H119L120 197V195H121V192L122 193H124V198L122 197L123 196V194L121 195V199H120V201L118 202L117 201V203L118 204H121V207H122V209H121V207H119V205L118 206H116L117 208H119V210H117L118 212H117V216H116V212L114 213L113 212V210H110V208L108 209L105 205H104V203L102 202V205H103V207H102V205L101 206H99L98 204H96L97 206H98V208L96 207V208H92V206H96V205H94L95 204V202H97V198H96V196H95V198H94V195L92 194H87V196H89V197H92V198H90V200H92V204H91V202H88L87 201V196L85 197V195L83 196V197H85L86 198V202H83L84 203V205H85V208L87 209V211L84 213V215L83 216H81V217H79L78 215L76 216V218H75V224L74 223H72V225L74 226V228L73 227H69V224L71 223V222H74V221H69V220H64L65 222H66V224H65V222L63 221L61 224H62V228H64L63 230L66 232V233H70L71 235L72 234H74L75 233V229L77 228V227H79V230H78V232H79V236H83V237H81V238H79L78 239V246L76 245V247H70V248H68V250L69 249H71V250H73L74 251V249L75 248H78V247H80V244L83 242V244L82 245H84V244H86V243H88L89 241H92V239H93V237L92 236H94V234L96 235V236H98L99 235V237H97L98 239H100V240H103L104 238H105V236H106V234H107V232H108V230H109V228H111V227H113V224L114 225H118V227H123V228H125V229H127L128 231H130V232H132L133 233V231H134V233L133 234H137V235H139V237H145L144 239H150L151 237H149V236H147V234H144L143 236L142 235H140V234H138V232L136 231V228L135 229H133V228H130V226H129V224H127V226L125 227V226H123L125 223H126V220H123V217H124V214H127L128 212H130V214L132 213V214H134L135 216L137 215V217H138V220H139V222L138 221H136L137 223H135L134 222V224H138V223H144V225L145 224H147V223H149V222H152L153 223V221H154V223H156V224H154L155 226H157L156 227V229L157 230H159L158 232H156V233H162L163 232V234H160V236H168L169 237V235H170V233L169 232H167L168 230V225H165V224H169V222H168V220L167 219H165L166 218V216L164 217V216H161L160 217V212H159V208L161 209L162 208V206H163V204H160L159 202H154V204L155 203H157L158 205H160V206H158L159 208L157 209V207H155V205L153 204V202L152 201H150L149 200V197H151V195H153L152 193H150V196L149 195H147L146 194V190H145V185H144V183L143 182H145V183H148V181L147 180H150L149 179V176L152 178V173L150 174V175H146L147 173H146V171L149 169V167L147 168V164L145 163V164H143L142 162H143V159H145V153H143V155H142V157H140V159L138 158L139 157V155H137V156H135ZM237 154H239V155H237ZM138 158V162L136 161V159ZM142 158V159H141ZM224 159V160H223ZM236 159V160H235ZM142 160V161H141ZM146 160H147V158H146ZM224 163H223V162ZM137 162V163H136ZM139 162L140 163H142V165L144 166V167H142V165L141 164H139ZM227 162V163H226ZM228 164L229 165V167H227L226 166V164ZM133 164H135L136 166H137V168H135L134 166H133ZM138 165H140V166H138ZM221 165V166H220ZM149 166V165H148ZM132 167H134V169H132ZM139 168L141 169V170H143L144 171V175H145V178L147 179V177H148V179L145 181L144 180V178H143V180L141 179V177H143V172L142 171H140L139 170ZM222 168V169H221ZM230 168V169H229ZM132 169V170H131ZM145 169H146V171H145ZM228 169L229 170H231V173H229V171H228ZM139 170V171H138ZM217 170V171H216ZM139 173H138V172ZM221 171V172H220ZM220 172V173H219ZM133 173V174H132ZM142 173V174H141ZM224 173H226L225 175H226V177H227V179H226V177H224ZM131 175V177H130V175ZM135 174V175H134ZM139 174H141V176H140V178L138 177L137 178V176L136 175H139ZM148 174H149V172H148ZM217 174V175H216ZM220 174V175H219ZM222 174V175H221ZM229 174H230V176H232V177H230L229 176ZM133 175V176H132ZM209 176V178L211 179V178H215V176L217 177V178H215V180L214 179H211V180H209V178H208V176ZM215 175V176H214ZM122 176H124V172H123V174H122ZM136 176V177H135ZM224 178H223V177ZM134 177V178H133ZM134 179V183L132 184L133 185V188H132V185H131V183H132V180ZM218 178L220 179V180H222L221 182L218 180ZM231 178V179H230ZM137 179H139V183H137L136 182V180ZM173 179V180H172ZM177 179H178V182H177ZM205 179V180H204ZM227 181H226V180ZM230 180V182H229V180ZM128 180V181H127ZM142 180V181H141ZM157 180V181H158ZM161 180L164 182H168L169 181V183L171 182H173L171 185L169 184L168 185V183H167V185H166V183L165 184H163V182L161 183ZM180 180V181H179ZM233 180V181H232ZM130 181V182H129ZM141 181V182H140ZM215 181V182H214ZM128 182L130 183V184H128ZM135 182L137 183V186L139 185V188H138V190L139 191H143L142 189H140L143 185V189L145 190V191H143L145 194H146V196H144V199H145V197H146V199L148 198V202H149V204H148V202L146 203V204H148V206L146 207V206H144L145 205V202H146V200H142L143 199V193H142V195L139 193V192H137L136 190V188H137V186H135ZM149 183H150V181H149ZM185 183V184H184ZM216 183V184H215ZM219 183V184H218ZM140 184H142V186L140 185ZM187 184V185H186ZM131 185V186H130ZM159 185V186H160ZM192 185V186H191ZM211 185H213V187L211 186ZM228 185V186H227ZM232 185V186H231ZM243 185V184H242ZM241 185V186H242ZM129 186H130V188H129ZM135 186V187H134ZM208 186H210V187H208ZM227 186V187H226ZM234 186V187H233ZM128 187V188H127ZM192 187H194V188H192ZM206 187H207V189H206ZM225 187H226V189H225ZM243 188H244V186H242ZM205 188V189H204ZM120 189H122V191L120 190ZM124 189V190H123ZM217 190V189H216ZM226 190V191H225ZM149 191H151V190H149ZM153 191H155V190H153ZM116 192H117V194H116ZM202 192H203V194H202ZM217 192L219 193V191L217 190ZM119 193H120V195H119ZM243 193V192H242ZM241 193V194H242ZM131 194H133V195H131ZM140 194V195H139ZM157 194V193H156ZM200 194L202 195V196H200ZM112 195V196H113ZM119 195V196H118ZM129 196V197H125V196ZM204 195V196H203ZM132 196V197H131ZM149 196V197H148ZM154 196V195H153ZM153 196H152V198H153ZM192 198H191V197ZM195 196V197H194ZM206 196V197H205ZM224 196H226V197H224ZM88 197V198H89ZM131 197V198H130ZM142 197V198H141ZM123 198V199H122ZM128 198V199H127ZM140 198H141V203H142V207H140L139 205V202H140ZM151 198V199H152ZM200 198H201V200H200ZM219 198H221L223 201L221 202L220 200H219ZM84 199V198H83ZM95 199V200H94ZM154 199V198H153ZM194 199V200H193ZM79 200V199H78ZM122 200V201H121ZM185 200V199H184ZM184 200H181L180 202H181V204H186V208L185 209H187L188 211L187 212H189L190 214H192V216H194L193 214V212L192 211H190V209H188V206H187V204H189L188 202L187 203H185L184 202ZM209 200V199H208ZM207 200V201H208ZM215 200V201H216ZM65 201V200H64ZM210 201H212V200H209V202ZM217 201V202H218ZM66 202V201H65ZM87 202H88V204H89V208L87 207L88 206V204H87ZM105 202V201H104ZM108 202V203H109ZM144 202V203H143ZM152 202V203H151ZM180 202H178V204L180 203ZM184 202V203H183ZM208 202V203H209ZM217 202H214V204L216 203L217 204ZM212 203V202H211ZM211 203H209V205L211 206ZM227 203H228V205H227ZM113 204V205H112ZM157 204H156V206H157ZM213 203H212V205L213 206H211V207H214V206H216L217 208H220L219 207V204L218 205H214ZM63 205H65V203L63 202ZM62 205V206H63ZM162 205V206H161ZM165 205H168V204H165ZM165 205H164V208H165ZM175 205H177V204H175ZM208 205V206H209ZM76 206H77V204H76ZM170 206V205H169ZM169 206H166V208L168 207L169 208ZM78 207V206H77ZM105 207V208H104ZM129 208L128 210H126L127 208ZM143 207H146V209H143ZM175 207V206H174ZM173 207V208H174ZM99 208H100V210H99ZM111 208V209H112ZM163 208V209H164ZM215 208V207H214ZM216 208V209H217ZM103 209V210H102ZM108 209V210H107ZM120 209H121V211H120ZM179 208H174V210H178ZM211 211H210V210ZM209 209H207L208 210V212L210 213V212H213L214 210H213V208L211 209V208H209ZM94 210V211H93ZM110 210V214H109V211ZM222 210H221V212H222ZM93 213H91V212ZM100 211V212H99ZM101 211H102V213H101ZM105 213H104V212ZM113 213H112V212ZM164 211V210H163ZM181 211V209H179L177 212H180ZM227 211V212H226ZM39 214H41L39 211H37ZM36 212V214H38ZM101 213V214H100ZM120 213V214H119ZM176 212H174V214H175ZM88 214V216H86V218L87 217H89L90 219H86L84 216L85 215H87ZM91 214V215H90ZM123 214V215H122ZM132 214L130 215L131 216V218L129 217V220L130 219H132ZM93 215V216H92ZM110 215V216H109ZM113 215V216H112ZM163 215H165V214H163ZM43 216H45V217H43ZM51 217L52 216V218L54 217L53 216V213L52 212H50V214H48L47 216H46V214H41V219H42V222H46L47 221V219H48V217ZM102 216H104V217H102ZM121 216H123L121 219H119ZM128 216H129V213H128ZM170 215H168V217H169ZM230 216V215H229ZM99 217L101 218V220L99 219ZM105 217H109L110 218V220L109 221H111L110 222V224L112 225V226H109V221L108 220H105V219H109V218H105ZM231 219L232 220H234V221H236L237 220V218H236V214H235V212L234 211H232L231 212ZM80 218V219H79ZM118 219L119 221H118V224H117V220L116 219ZM134 218V217H133ZM136 218V217H135ZM161 218L164 220V225L167 227V228H165V226L163 225V226H161L162 225V223H161ZM217 218V217H216ZM76 219H77V221H76ZM115 219V220H114ZM125 219V218H124ZM170 221H171V223L173 222H175L176 220V222H175V225L178 223L180 226L181 225H183V227H184V229H183V240H186V239H188V237L190 238V236H191V233H189L191 230H192V227H193V225H192V223H190L188 220H186L187 219V216H185L183 219L186 221H184L182 218H179V219H177L176 217L175 218H171V217H169L168 218ZM172 219V220H171ZM28 220V221H27ZM26 220V223L27 224H29L30 222L29 221H31L30 219H27ZM87 220V221H86ZM90 220H91V222H90ZM122 221V223H121V221ZM132 220H134V219H132ZM131 220V221H132ZM136 220H137V218H136ZM180 220V221H179ZM69 221V222H68ZM78 221H79V223H78ZM81 221V222H80ZM114 221V222H113ZM123 221H125L124 223H123ZM167 221V222H166ZM185 223H184V222ZM187 221L191 224H188L187 223ZM29 222V223H28ZM32 222V221H31ZM82 222H84V223H90L89 224V227H88V225L86 224H84V223H82ZM102 222V223H101ZM183 222V223H182ZM26 223H25V225H26ZM69 223V224H68ZM78 223V224H77ZM80 223H82L81 225H82V227H83V229H82V227H80L79 225H80ZM94 225V227H92L93 225ZM100 223V224H99ZM113 223V224H112ZM131 223H133V221L131 222ZM161 224V225H159V224ZM172 223V224H173ZM64 224V225H63ZM84 224V225H83ZM172 224H170L169 226H170V228L172 229V232H175V228L173 227V225ZM190 225V227L189 228H191V229H189L188 228V230L189 231H187V229L185 228V227H188V225ZM219 224V223H218ZM218 224H216L213 228H212V231L209 233V232H207L208 233V235H212V234H215V236H211V237H217V238H219V236L217 235L218 234V232H221V231H224V230H221L220 231V229H223L222 228V225L221 226H219ZM71 225V224H70ZM76 225V226H75ZM126 225V224H125ZM148 225V224H147ZM23 226V225H22ZM68 226V227H67ZM87 226V227H86ZM146 226V225H145ZM192 226V227H191ZM218 226V227H217ZM227 226H228V224H226V225H224V227H226L227 228ZM24 227V226H23ZM94 228V229H92V231L94 232H91V233H89V230L91 231V229H89V228ZM147 227V226H146ZM162 230V232H161V230L159 229V228ZM182 227V226H181ZM212 227V226H211ZM230 227H232V226H230ZM89 229L88 230V236L90 235V239L88 240V238H87V242L84 240V238H85V236L87 235V233L85 232V231H83V230H85V229ZM149 228V227H148ZM226 228H224V229H226ZM229 228V227H228ZM99 229V230H98ZM131 229H133V230H131ZM138 229H140V228H137V230ZM152 228L150 227V229L149 230H151ZM177 229H179V228H176V230ZM230 229V228H229ZM72 230V231H71ZM82 230V231H81ZM154 229L153 230H151V235L152 234H154L155 235V233H154ZM166 231V232H165ZM188 232L187 234L189 235V236H187L186 235V232ZM193 231V230H192ZM227 232H223V233H225V234H227L229 231H228V229L226 230ZM77 232V233H78ZM83 232V233H82ZM135 232H137V233H135ZM234 232V231H233ZM233 232L232 233H228L227 235H229V236H227V240H228V238H230L227 242H229L230 240H231V238L233 239ZM146 233V232H145ZM164 233H165V235H164ZM167 233H168V235H167ZM205 233V232H204ZM222 233V234H223ZM84 234V235H83ZM203 234V233H202ZM235 234H237L236 232H235ZM193 235V234H192ZM204 235H206V233L204 234ZM202 236V239L203 240H200V242H203V241H206L207 242V244L208 245H210L209 243H211L212 245H210V246H212V256H215L214 258H212V256H210L212 259H215V260H218V259H216V258H218L219 256H220V254L222 253L223 254V256L225 255V251L228 249V248H230L231 247V242H229V245H230V247L227 245V243L225 244V243H221V236L223 237L224 236V234L223 235H221V233H219V235H220V238H219V241L217 242L216 241V238L214 239V240H212L213 238H211L210 240H212V242L209 240V239H206V237L208 236V235H206V237L205 236ZM159 235L157 234V236L156 237H158ZM235 236V235H234ZM209 237V236H208ZM205 238V239H204ZM224 238V237H223ZM235 239H236V237H234ZM200 239V238H199ZM235 239H234V242L233 243H235ZM239 242H241L239 239H237ZM209 241V242H208ZM214 241V242H213ZM222 241H223V239H222ZM0 242H1V246H3L4 247V250H0V252H6V250H5V246L4 245H2V240H0ZM220 242V244L219 245H221L222 244V246L220 247H218V249H222L224 252H222V250H217L216 248H214V246L216 247L217 245V243H219ZM80 243V244H79ZM204 243V242H203ZM214 243V244H213ZM216 243V244H215ZM242 243H244V242H242ZM241 243V244H242ZM224 244V245H223ZM236 244V243H235ZM234 244V245H235ZM214 245V246H213ZM240 247V246H239ZM213 249H214V251H213ZM231 250V249H230ZM230 250H228V251H230ZM233 250V251H232ZM232 252H236V250L235 249H233L232 248ZM218 251H221V253H219ZM230 251V252H231ZM204 252H205V254H204ZM203 253H198V255L200 256L199 257V259H210V258H208L207 257V253H208V250L206 249L205 251H204ZM252 252V251H251ZM258 252V251H257ZM7 253V252H6ZM5 253V254H6ZM237 254H234V255H230V253H229V256H231V257H228L227 258V260H228V264H230V261H229V259L230 260H233V259H244V258H246V256H245V254H243V253H241V251H240V253H239V251H237L236 252ZM259 253V252H258ZM8 254V253H7ZM219 256H218V255ZM222 254H221V256L219 257V260H222L221 258H223V260L221 261V262H225L224 260H226L225 259V257L228 255V252L226 251V256H224V257H222ZM203 255V256H202ZM206 255V256H205ZM236 255V256H235ZM254 255H257L256 254V252H255V254ZM66 256H67V254H64V259H66ZM217 256V257H216ZM2 257V260H3V255L1 256L0 255V258ZM10 257H14V259H15V256H13V255H10ZM248 258H251V257H248ZM11 259V258H10ZM13 259V260H14ZM192 259H194V257H192ZM199 259H197V260H199ZM258 259L260 260V254H259V257H258ZM5 260H8L7 258H6V256H5ZM195 260H196V258H195ZM218 260V261H219ZM227 260H226V262H227ZM73 261V260H72Z\"/></svg>","mask_w":264,"mask_h":264}]
</instances>
